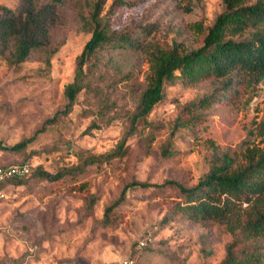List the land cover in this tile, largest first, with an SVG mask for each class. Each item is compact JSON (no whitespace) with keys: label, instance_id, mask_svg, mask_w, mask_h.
I'll list each match as a JSON object with an SVG mask.
<instances>
[{"label":"rangeland","instance_id":"1","mask_svg":"<svg viewBox=\"0 0 264 264\" xmlns=\"http://www.w3.org/2000/svg\"><path fill=\"white\" fill-rule=\"evenodd\" d=\"M94 1L57 6L50 51H33L19 63L0 55V142L34 135L19 152L0 150V162L27 160L33 169L7 185L0 199V264H217L233 235L212 219L175 216L163 223L178 196L174 187L128 189L108 222L105 208L131 181L192 185L219 151L238 152L264 116V80L172 81L163 100L135 123L124 155L54 181L37 175L75 166L81 154L113 149L147 86L148 47L200 46L224 9L221 0H125L128 6L120 9L114 0H101L100 15L134 46L98 49L85 67L86 87L65 112L64 89L91 34L82 16H89ZM23 3L0 0L11 8ZM207 96L208 106L199 107Z\"/></svg>","mask_w":264,"mask_h":264},{"label":"trees","instance_id":"2","mask_svg":"<svg viewBox=\"0 0 264 264\" xmlns=\"http://www.w3.org/2000/svg\"><path fill=\"white\" fill-rule=\"evenodd\" d=\"M101 0H95L89 16H82L90 37L77 57L74 76L64 89L66 104L70 110L76 95L87 84L88 61L98 49L107 45L134 46L126 33H116L100 15ZM224 9L215 17L205 33L202 44L194 49L148 47L150 74L146 88L140 94L129 129L120 137L116 146L100 154H81L80 162L56 172L40 169L37 175L50 181L66 174L84 170L88 165L107 163L125 154V143L135 130V123L144 119L165 97L166 86L175 80L194 83L208 78H224L229 83L235 77H246L253 83L264 80V0H221ZM63 0H24L18 8L0 4V55L12 63L28 58L31 52L51 50L49 29L54 21L56 8ZM115 8L127 7L125 0H114ZM210 97H205L199 107H206ZM34 138L5 145L0 150L19 152ZM258 139V141H257ZM170 151L163 149V151ZM28 162L23 160L20 162ZM12 163L0 162V165ZM26 176L6 179L3 189ZM172 186L177 192L176 200L163 216L165 223L175 216L194 221L212 219L225 224L233 235L226 247L224 257L217 264L264 263V116L248 131V137L238 152L219 151L211 159L208 172L195 184L185 185L179 180L149 183L131 181L123 187L119 198L105 208L103 221L131 188H159ZM81 187L83 185H80Z\"/></svg>","mask_w":264,"mask_h":264},{"label":"built area","instance_id":"3","mask_svg":"<svg viewBox=\"0 0 264 264\" xmlns=\"http://www.w3.org/2000/svg\"><path fill=\"white\" fill-rule=\"evenodd\" d=\"M31 165L28 162L0 165V185L8 178L26 176L30 173ZM5 197V191L0 187V199ZM144 242H141L143 245ZM125 264H133L132 260H125Z\"/></svg>","mask_w":264,"mask_h":264}]
</instances>
